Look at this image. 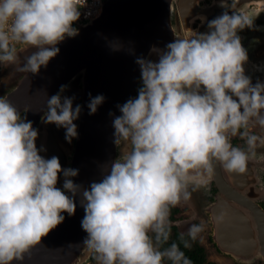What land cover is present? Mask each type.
Here are the masks:
<instances>
[{"label":"clouds","instance_id":"9594fccd","mask_svg":"<svg viewBox=\"0 0 264 264\" xmlns=\"http://www.w3.org/2000/svg\"><path fill=\"white\" fill-rule=\"evenodd\" d=\"M85 4L0 0V66L38 74L59 54L60 42L79 34L74 24ZM219 6L232 12L209 21L207 32L153 48L157 60L137 59L138 95L117 105L121 115L113 119L114 144L130 148L87 189L73 182L78 169L40 154L46 149L37 147L38 130L0 97V264L30 259L65 220L62 213L75 214L77 195L85 212L83 244L98 264H192L176 242L168 244L171 209L206 187L217 165L229 174H246L256 149L264 146V136L250 131L256 125L264 129V83L253 84L245 74L249 58L238 35L253 29L254 20L235 11V3L220 0ZM16 43L37 49L22 67ZM63 91L64 86L49 97L43 121L64 128L71 143L82 107H73L75 97L62 98ZM89 96L93 115L105 97ZM235 137L245 147L233 146ZM60 173L63 190L57 187ZM194 181L199 183L190 191ZM224 219L223 213L215 216L216 223ZM204 229L203 222L191 224L188 239L180 234L183 246L190 248Z\"/></svg>","mask_w":264,"mask_h":264},{"label":"water","instance_id":"95a60500","mask_svg":"<svg viewBox=\"0 0 264 264\" xmlns=\"http://www.w3.org/2000/svg\"><path fill=\"white\" fill-rule=\"evenodd\" d=\"M198 1L105 0L103 15L97 21L80 27L79 34L74 38L66 37L60 42L57 45L59 54L49 61L46 68L42 66L38 74H10L14 67L10 65L7 72L0 76V81L5 80V86L1 85V89L15 83L7 99L20 115L25 113L23 118L31 121L34 128L38 120L46 115L49 97L59 93L62 86V98L75 97L73 107H82L79 118L74 121L78 129L77 144L73 146L66 141L57 142L56 146L52 142L51 149L49 142L48 145L43 142L38 148L43 146L46 149L40 153L42 156L58 157L62 168L71 163V168L78 169V175L72 179L82 189L89 188L92 182H99L104 167L118 159L120 145L113 142V119L114 116L121 115L117 105H123L127 100L136 97L141 80L137 59L157 60L158 57L152 49H165L168 43L181 36L197 11ZM213 10L216 9H210V12ZM173 13L176 24L172 23ZM35 51V47L29 48L26 44L19 48L17 53L20 55V62L22 61L19 66L22 67L26 58ZM89 94L91 97H105L93 115H89L87 107L90 102ZM54 125L45 123L39 129L44 132L43 138L49 139V130ZM110 146L111 149L107 151ZM68 157H73L72 162L68 161ZM251 162L255 164L251 158L247 167L254 169L256 179L245 176V181L243 179L234 182L222 168L218 165L215 167L211 179L217 192V202L212 214L216 226L215 242L221 251H234L237 255L244 251L249 258L258 257L264 262V209L251 197L252 192L256 193L255 185L259 183L256 169ZM59 177L61 179H58L57 187L63 189V174L60 173ZM80 200L81 196L77 195L75 214L69 216L66 212L62 213L65 220L42 239L32 250L31 258H25L24 264L89 262L92 252L83 244L87 233L81 227L85 212ZM223 208L230 211V215L240 225L231 229L230 237H226V241L220 236V223H216L214 216L215 210ZM240 209L248 210L252 214V217L248 215L252 223L245 224L241 221L244 211L240 212ZM249 239H253L257 245L254 251L247 250L250 247L247 243ZM13 264L18 262L14 261Z\"/></svg>","mask_w":264,"mask_h":264},{"label":"rangeland","instance_id":"374dc122","mask_svg":"<svg viewBox=\"0 0 264 264\" xmlns=\"http://www.w3.org/2000/svg\"><path fill=\"white\" fill-rule=\"evenodd\" d=\"M199 4L202 8H206V6L203 5V1H201ZM253 8L255 9V12H264V3L261 4V2H259V4L255 6L251 5L250 9H247V7H245L242 9L245 12L241 13L256 21L258 20V17L253 16ZM201 24L196 25L195 27L192 25L191 28H187L184 32H182L180 37L190 38L195 36L197 33H204V30L202 29L203 25ZM254 28L255 29H250V31H248L247 33L244 31V33H242L241 35V43L248 53L249 59L247 64L252 69V71L247 72V75L251 77L253 84H255L257 81L264 83V25L258 26V24H256ZM177 37L180 38L179 36ZM5 72H7V67L4 68L0 66V76H2ZM14 84H12L11 86H14ZM139 85L141 86V80ZM4 86L5 85H3V87ZM9 86L10 85H8L7 88ZM250 131L257 135L264 136V129L260 128V126L258 125L252 127ZM231 142L233 146L245 147L244 141L239 137L233 138ZM129 148V145H127V147H122L121 153L125 154L129 150ZM121 153L118 154V159L123 155ZM252 159L255 164L258 162H264V146L258 147L256 149V155ZM255 164L254 168L256 169L257 180L259 183L256 184L254 188L256 193L252 192V195L258 203L264 202V181L262 179L264 176V168H261ZM59 179L61 178L59 177ZM195 183H199V181ZM195 183L193 182V185H190V191ZM213 188L214 184L211 182V180H208V184L206 187H199L192 192L190 202H188L187 204L182 203L177 207H174V210H176L177 213L174 217L175 220L171 221V225L177 226L183 234H187V230L191 224H199L203 222L205 225V229L198 237V240L200 244L204 245V247L206 248L209 260L212 262H216V264H264V262L258 257L253 256V258H249L245 255L244 251L239 252L240 255H237L234 251H232L233 253H231L227 251H221L218 248L217 243L215 242L217 240V236L215 233L216 226L214 224V218L211 213L212 207L217 202V200H215L216 195L214 196V193L212 192ZM92 258L95 259L94 253H92L87 264H92L93 261H96V263L98 264V261L96 259L92 260Z\"/></svg>","mask_w":264,"mask_h":264},{"label":"flooded vegetation","instance_id":"af4514ba","mask_svg":"<svg viewBox=\"0 0 264 264\" xmlns=\"http://www.w3.org/2000/svg\"><path fill=\"white\" fill-rule=\"evenodd\" d=\"M201 1H203V3H204L203 5L206 6V8H202L200 6L199 3ZM227 2L229 4L235 3L236 7H235L234 10L235 11H238L240 13L241 12L243 13V12H245L244 10H242L243 8L247 7V9H250V6L251 5H254L255 6V5L259 4V2H261V4H263L264 3V0H227ZM209 3H210L211 6L209 5ZM219 5H220V1L219 0H199L197 2V11H196V13L194 14V16L187 23V24H189L188 28H191L192 25L195 27L196 25H200L201 23H203L201 25H203V28L202 29L204 30L203 32L205 33V32L208 31L207 24H208L209 21H211L212 19H214L217 16L221 15L224 11H229V14H231L232 9H230V8L229 9H224V8H221ZM210 9H216V10H213L212 12H210ZM253 12H254V15L253 16L258 17V20L254 21V26L256 24H258V26L264 25V20H263V18H264V12H260V13L259 12H255V9L254 8H253ZM175 20L176 19H175L174 13H173L172 14V23L176 24V21ZM253 29H255V28H253ZM244 31L247 33L248 31H250V29L245 28L244 30L240 31L239 32V36L240 37H241L242 33H244ZM244 66L249 67V65L247 63ZM247 72H249V69H247V71L245 70V74L246 75H247ZM14 87H15V85L14 86H11L10 85L8 88L7 87L4 88V89L3 88L2 89L0 88V97L7 98L12 93V89ZM137 95H138V91L136 93V96ZM24 114L25 113H23V114L20 115L21 118H23ZM45 116L46 115H44V117ZM44 117H41L38 120V122L36 123V126H35V129H37L38 132H39V136H38V139L36 141L37 147L39 146L40 143L43 144V142H47V145H48V142H49L50 143V148L52 147V142H53V145H56V146H57V142H66V139L64 137L66 130L64 128H62V127L58 128L56 125L52 126L53 127L52 130L51 129L49 130L50 131L49 134H48L49 139L43 138V133L44 132L43 131H39V129H41V127L43 125H45V122L43 121ZM77 132H78V129H77ZM60 137H61V139H60ZM71 143H72L73 146H75L77 144V139L74 138ZM121 148L122 147L119 146L118 149L120 151L118 152V154L121 153ZM61 149L63 150L62 147H61ZM44 157L46 159L47 158H50V157H48L46 155ZM72 160H73V157L72 158L71 157H68V161L72 162ZM66 168H71V163H70V165L68 164ZM262 179L264 181V176H263ZM194 182H197V181H194ZM61 190H63V189H61ZM212 192L214 193V196L217 194L215 188L212 189ZM215 200H216V198H215ZM258 204H259L260 207H262L264 209V202H258ZM172 210L176 212V210H174V208H172ZM247 215H250V217H252V214L250 212H248V211H247Z\"/></svg>","mask_w":264,"mask_h":264},{"label":"bare ground","instance_id":"6f19581e","mask_svg":"<svg viewBox=\"0 0 264 264\" xmlns=\"http://www.w3.org/2000/svg\"><path fill=\"white\" fill-rule=\"evenodd\" d=\"M19 56V58H20V55H18ZM22 63V61L20 62V64ZM245 67V70H247V69H249V72L250 71H252V69H251V67L249 66V67H246V66H244ZM17 69V66L16 65H14V67H13V70H11L10 71V74H13V72H18L19 73V71H17L16 70ZM5 80H1L0 81V86L1 85H4V82ZM111 144V143H110ZM122 145V146H121ZM120 146L121 147H124V146H126L127 147V144H125V143H121L120 144ZM111 149V146H110V148H107V151L108 150H110ZM121 151H122V148H121ZM122 154V153H121ZM252 163V165H254V163L253 162H251ZM255 165H257V166H259V167H261V168H264V162H258V163H256ZM226 172V171H225ZM226 175H227V177L229 178V179H231V180H233L234 182H236L237 180L238 181H242L243 179H244V181H245V176H247V177H252L253 179H256V175H255V171H254V169L251 167H247V172H246V174H238V173H232V174H229L228 172H226ZM213 178V176L212 177H210L209 178V180H211ZM195 183V182H194ZM251 197H252V199H253V195L251 194ZM214 207V206H213ZM213 207H212V210H211V213L213 214ZM219 209V208H218ZM242 211H244L243 213H242V218H241V221H243V223H245V224H249L250 222L252 223V221H251V219H249L248 218V215H247V211L248 210H244V209H240V212H242ZM225 214V219H224V222L223 223H220L218 226H219V232H220V236H221V238L224 240V241H226L225 240V238L227 237V238H229L230 237V231H231V229H234V228H236V227H238V226H240L236 221H235V219L233 218V216L232 215H230V211H228L226 208H223V209H221V210H215V215L214 216H219V215H221V214ZM248 220H250V221H248ZM251 242H252V245H251ZM248 244H250V247L249 248H247V250H249V251H254L256 248H257V245L255 244V242H254V240L253 239H249L248 240V242H247ZM229 243H227V245H228ZM221 247L223 248V249H225V247L223 246V245H221ZM260 249V248H259Z\"/></svg>","mask_w":264,"mask_h":264},{"label":"trees","instance_id":"16d2710c","mask_svg":"<svg viewBox=\"0 0 264 264\" xmlns=\"http://www.w3.org/2000/svg\"><path fill=\"white\" fill-rule=\"evenodd\" d=\"M177 212L171 209L170 220H175V215ZM180 234L182 232L178 229L177 226L171 225V237L168 244L172 242H176L181 250L185 253V255L192 261V264H216V262H212L208 258V252L204 245L200 244L199 240L197 239L195 242H191L190 248H185L183 246L182 241L180 240ZM184 239H188L187 234H184ZM168 245H165L167 247ZM92 260H95L92 258ZM92 264H97L96 261H93ZM166 264H170V262H166Z\"/></svg>","mask_w":264,"mask_h":264},{"label":"built area","instance_id":"2783aa9c","mask_svg":"<svg viewBox=\"0 0 264 264\" xmlns=\"http://www.w3.org/2000/svg\"><path fill=\"white\" fill-rule=\"evenodd\" d=\"M81 3L84 4L85 0H81ZM104 7L105 0H86L85 6L80 8L81 18L74 24V27L79 29L80 27L97 21L103 15ZM24 45L23 43L15 44L17 50Z\"/></svg>","mask_w":264,"mask_h":264}]
</instances>
